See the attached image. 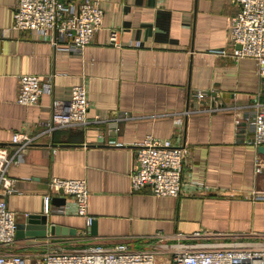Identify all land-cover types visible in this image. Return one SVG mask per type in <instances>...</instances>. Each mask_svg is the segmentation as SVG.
<instances>
[{"label":"crops","instance_id":"1","mask_svg":"<svg viewBox=\"0 0 264 264\" xmlns=\"http://www.w3.org/2000/svg\"><path fill=\"white\" fill-rule=\"evenodd\" d=\"M98 1L102 29L78 54L65 43L56 48L37 33L14 30L19 0H0V150L15 155L16 132L37 137L8 167L12 192L1 187L0 201L18 224L26 214L47 215L48 228L69 231L16 238L11 252L35 262L50 251L95 245L146 250L157 234L170 243L264 245V200L257 198L264 195V171L257 174L255 166L264 154L249 142L250 119L264 111V77L256 60L232 57L238 8L231 0ZM112 31L120 48L108 43ZM23 75L53 78V93L37 106L18 104ZM79 85L88 90L87 124L46 134L52 99L70 100ZM198 92L209 95L201 101ZM149 135L184 148L178 198L131 191L134 152ZM52 178L87 181L94 231L75 213L72 198L45 213ZM178 234L186 238L178 241ZM172 257L163 253L157 264Z\"/></svg>","mask_w":264,"mask_h":264},{"label":"built area","instance_id":"2","mask_svg":"<svg viewBox=\"0 0 264 264\" xmlns=\"http://www.w3.org/2000/svg\"><path fill=\"white\" fill-rule=\"evenodd\" d=\"M238 8L232 18L231 38L235 61L251 58L257 61L258 72L264 77V0H231ZM104 10L98 0H19L14 13V30L37 33L40 40L58 47L65 43L68 50L81 54L102 29ZM109 45L120 48L118 33L112 31ZM53 78L23 75L19 79L17 103L37 106L44 94H52ZM207 92H198L201 101ZM90 101L86 86H75L68 101L53 98L51 118L45 124V133L87 124ZM253 136L249 141L256 148L264 147V111L257 110L252 119ZM249 120V121H250ZM240 123V120L237 122ZM37 137L26 131L16 132L12 144L16 146L13 157L0 150L1 187L11 193L13 180L7 178L8 167L16 156L36 143ZM263 155L256 157V173L264 171ZM184 148L170 139L147 136L134 152V168L130 174L131 191L149 190L157 197L178 198L184 190ZM50 193L44 196V211L49 213L55 197L72 198L74 211L86 218L90 228L94 218L89 215V191L86 180L52 178ZM61 191L63 192L61 194ZM264 200V195L257 196ZM60 208V212H65ZM29 215L26 214V217ZM16 213L10 211L5 201H0V264H157L161 254L171 251L168 264H264V245L242 239L218 244L170 243L168 237L157 234L156 245L146 250H136L126 243L114 246H87L69 251H50L40 261L11 252L17 234ZM207 233H195L200 238ZM176 239L186 236L178 234Z\"/></svg>","mask_w":264,"mask_h":264},{"label":"water","instance_id":"3","mask_svg":"<svg viewBox=\"0 0 264 264\" xmlns=\"http://www.w3.org/2000/svg\"><path fill=\"white\" fill-rule=\"evenodd\" d=\"M259 151L264 154V147H260ZM63 192L61 191V194ZM67 203L66 197H58L52 200L53 206H64ZM96 226L92 224V230L94 231ZM48 231L52 236L67 235L69 231L59 226H51L48 228V216L47 215H29L26 221L21 224H17L16 238L28 237L31 239L46 237Z\"/></svg>","mask_w":264,"mask_h":264}]
</instances>
